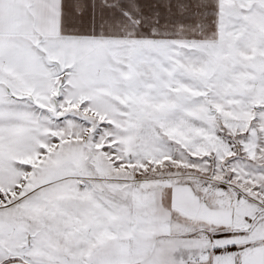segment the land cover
<instances>
[{
    "label": "snow or ice",
    "instance_id": "snow-or-ice-1",
    "mask_svg": "<svg viewBox=\"0 0 264 264\" xmlns=\"http://www.w3.org/2000/svg\"><path fill=\"white\" fill-rule=\"evenodd\" d=\"M0 264H264V0H0Z\"/></svg>",
    "mask_w": 264,
    "mask_h": 264
}]
</instances>
